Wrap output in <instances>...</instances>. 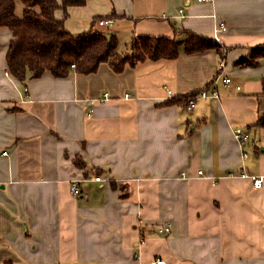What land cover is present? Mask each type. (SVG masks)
Here are the masks:
<instances>
[{
    "label": "crops",
    "instance_id": "1",
    "mask_svg": "<svg viewBox=\"0 0 264 264\" xmlns=\"http://www.w3.org/2000/svg\"><path fill=\"white\" fill-rule=\"evenodd\" d=\"M67 11L70 32L95 21L121 52L135 35L183 29L222 50L20 82L1 28L0 264H264V177L254 188L237 175L264 176V126H250L264 112V59L236 63L264 46V0H86ZM211 84L216 95L190 109L167 102ZM236 126L249 134L243 145ZM76 154L100 173L84 177Z\"/></svg>",
    "mask_w": 264,
    "mask_h": 264
},
{
    "label": "trees",
    "instance_id": "2",
    "mask_svg": "<svg viewBox=\"0 0 264 264\" xmlns=\"http://www.w3.org/2000/svg\"><path fill=\"white\" fill-rule=\"evenodd\" d=\"M19 1L23 5L21 16L15 13L16 0H0V29L6 28L10 32L5 52L6 69L20 82L39 77L45 71L55 77L73 72L87 74L96 71L101 62H107L113 71L120 72L126 65L133 66L146 59H173L180 51L192 53L215 49L220 54L222 50L216 39L183 29L180 31L182 38L176 35H135L129 42V51L121 52L118 50V38L111 35L108 39L105 33L94 28L95 21L88 30L76 34L64 26L67 8L83 5L86 0ZM57 9L62 11V16L55 15ZM114 16L117 15L111 12L103 17ZM262 58L264 46L253 48L249 55L241 56L236 63L256 64ZM199 90L172 97L167 102L184 104ZM250 126H264V112ZM73 164L83 170L84 177L89 172L100 173L98 168L88 166L78 154L74 156ZM110 185L116 187L114 181Z\"/></svg>",
    "mask_w": 264,
    "mask_h": 264
},
{
    "label": "built area",
    "instance_id": "3",
    "mask_svg": "<svg viewBox=\"0 0 264 264\" xmlns=\"http://www.w3.org/2000/svg\"><path fill=\"white\" fill-rule=\"evenodd\" d=\"M198 1H211V0H198ZM181 10V9H180ZM112 22V19L111 18H98L96 19V24L99 25V26H106V25H109L111 24ZM219 27L220 29H224L225 26L223 23H220L219 24ZM218 39V38H217ZM219 65L222 66L223 63L222 62H219ZM223 80L225 82H229L230 81V78L227 77V76H224ZM212 85V84H211ZM169 93H170V90H169ZM216 95V90L215 88L213 87H210L209 89L207 88H201L197 93H195L194 95L190 96L187 101L184 103V105L186 106V108L190 109L194 106V102H195V98L196 96H203V97H206V96H209V95ZM126 96H129V92L125 93V97ZM109 98V95L108 93L104 92L103 95L101 97H97V98H91L90 99V103H93L95 101H101V100H105ZM233 134L235 136V138L238 140V142L243 145L247 142V140L249 139V134L242 129V127L240 126H236L235 128H233ZM241 155L242 157H245L246 156V151H244L242 148H241ZM201 170L199 169L198 170V173H200ZM237 175L241 176V177H249L252 181V186L254 188H259L262 186L263 184V175H251V174H248L246 171H241L239 172ZM95 180H100L101 177L96 175L93 177ZM69 191L72 195H76L80 192V187H79V184L77 181H73L70 185V188H69ZM157 231L159 233H166L169 231V224H162L160 226L157 227ZM155 264H169V263H166L164 260L162 259H159L157 258L155 260Z\"/></svg>",
    "mask_w": 264,
    "mask_h": 264
},
{
    "label": "rangeland",
    "instance_id": "4",
    "mask_svg": "<svg viewBox=\"0 0 264 264\" xmlns=\"http://www.w3.org/2000/svg\"><path fill=\"white\" fill-rule=\"evenodd\" d=\"M22 8H23V5H22V3H21V1H19V0H16V3H15V13L17 14V15H19V16H21L22 15ZM106 29H108L107 27H105V28H103V30H101L103 33H105V34H110L109 32H107V30ZM121 46H123L124 44H123V42L124 43H126L125 42V40H124V38H121ZM123 51L124 52H128L129 51V43H128V46H127V48H123Z\"/></svg>",
    "mask_w": 264,
    "mask_h": 264
},
{
    "label": "water",
    "instance_id": "5",
    "mask_svg": "<svg viewBox=\"0 0 264 264\" xmlns=\"http://www.w3.org/2000/svg\"><path fill=\"white\" fill-rule=\"evenodd\" d=\"M107 38L109 39L111 37V34H106Z\"/></svg>",
    "mask_w": 264,
    "mask_h": 264
}]
</instances>
